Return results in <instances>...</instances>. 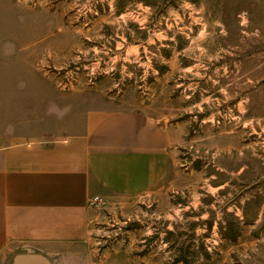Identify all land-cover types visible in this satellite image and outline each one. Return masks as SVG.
Instances as JSON below:
<instances>
[{
    "label": "rangeland",
    "instance_id": "374dc122",
    "mask_svg": "<svg viewBox=\"0 0 264 264\" xmlns=\"http://www.w3.org/2000/svg\"><path fill=\"white\" fill-rule=\"evenodd\" d=\"M1 1L18 50L2 76L43 79L22 95L176 130L168 186L96 208L94 262L264 264V0Z\"/></svg>",
    "mask_w": 264,
    "mask_h": 264
},
{
    "label": "crops",
    "instance_id": "0c3cea01",
    "mask_svg": "<svg viewBox=\"0 0 264 264\" xmlns=\"http://www.w3.org/2000/svg\"><path fill=\"white\" fill-rule=\"evenodd\" d=\"M7 16H0V67L10 68L18 50L16 38L14 44L3 34ZM42 80L0 72V264H114L94 262L86 250L97 218L88 201L168 186L176 174V130L107 103L83 112L59 103L50 109L42 85L38 95L16 90Z\"/></svg>",
    "mask_w": 264,
    "mask_h": 264
},
{
    "label": "built area",
    "instance_id": "2783aa9c",
    "mask_svg": "<svg viewBox=\"0 0 264 264\" xmlns=\"http://www.w3.org/2000/svg\"><path fill=\"white\" fill-rule=\"evenodd\" d=\"M88 204L91 207L94 208H99L100 206L105 204V201L102 197H100L99 195H95L93 196L91 199H89Z\"/></svg>",
    "mask_w": 264,
    "mask_h": 264
},
{
    "label": "trees",
    "instance_id": "16d2710c",
    "mask_svg": "<svg viewBox=\"0 0 264 264\" xmlns=\"http://www.w3.org/2000/svg\"><path fill=\"white\" fill-rule=\"evenodd\" d=\"M142 3H146V1L145 0H140ZM126 3V0H118L117 1V6H116V8H117V11L120 13V12H122L124 9H125V7H124V4ZM226 234V233H225ZM228 239H230V240H233L234 238H235V236H230V235H228V234H226L225 235Z\"/></svg>",
    "mask_w": 264,
    "mask_h": 264
}]
</instances>
